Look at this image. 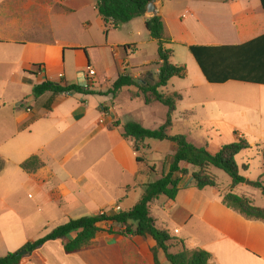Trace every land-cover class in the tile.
Here are the masks:
<instances>
[{
    "label": "crops",
    "instance_id": "crops-1",
    "mask_svg": "<svg viewBox=\"0 0 264 264\" xmlns=\"http://www.w3.org/2000/svg\"><path fill=\"white\" fill-rule=\"evenodd\" d=\"M155 15L164 23L167 48L173 51L171 62L187 67L184 79L174 78L163 89L182 94L176 112L196 123L198 131L222 127L238 132L251 145L245 152L262 159L264 0H157ZM155 15L146 13L116 31L99 15L97 0H0V159L5 162L0 172V256L70 220L103 211L115 215L117 206L121 212L131 210L143 187L153 183L149 178L153 175L157 181L168 172L175 144L158 168L148 160L139 164L138 157L144 158L141 151L136 152L134 142L124 137L127 122L158 129L168 108L133 99L137 91L133 88H126L125 103L124 90L107 95L119 73L128 72L143 83L157 81L158 43L146 27ZM128 46L135 48L133 55L126 53ZM191 48L199 50L213 77L237 74L247 81L210 83ZM88 68L96 72L94 79L87 78ZM45 82L75 84L94 95L35 97L34 87ZM214 86L225 87L226 92L220 98L197 97L200 90ZM25 99L31 113L21 108ZM186 100L191 103L184 104ZM197 107L216 117L196 122ZM152 146L147 140L142 148ZM250 155L245 160L255 159ZM34 156L44 166L35 173L22 170L21 164ZM262 163L259 180L264 182ZM191 175L182 178L174 200L161 197L151 204L157 227L188 250L209 252V264H264V221L247 220L228 209L223 195L229 189L200 190ZM239 195L259 207L256 195ZM127 201L131 204L125 209L122 205ZM2 226L8 232L19 227L21 234L8 243ZM99 227L92 244L82 251L67 254L63 241H51L25 255L21 264H153L148 254L155 247L153 241L125 237L121 232L126 227L113 222ZM180 251L181 247L172 250ZM163 258L160 253L161 264H169Z\"/></svg>",
    "mask_w": 264,
    "mask_h": 264
},
{
    "label": "trees",
    "instance_id": "trees-1",
    "mask_svg": "<svg viewBox=\"0 0 264 264\" xmlns=\"http://www.w3.org/2000/svg\"><path fill=\"white\" fill-rule=\"evenodd\" d=\"M152 0H97V11L103 18L107 26L112 25L116 31H120L123 26L133 20L143 17ZM226 1V0H215ZM147 31L151 39L158 43V66L159 73L157 81L139 82L130 73H119V77L113 84L107 95L117 96L126 88L136 89L132 98H143L146 105L160 104L168 108V114L165 123L158 129L152 130L145 128L137 122H127L124 125V137L134 142L136 152H140L142 146L147 140L168 141L177 146L173 163L170 165L167 173L156 182L145 185L144 193L139 202L127 212H119L115 215H98L93 217H83L77 220H70L64 225L58 226L50 234L36 241L28 242L20 250L9 253L5 257H0V264H21L24 255L23 251L30 255L39 250L44 244L61 240L64 242V249L67 254L76 253L88 248L97 234L100 232L99 224L103 222H113L126 228L121 232L125 237H132L138 242L153 241L155 247L148 250L153 264H161L159 254L163 253V261L169 264H209L211 254L205 250H188L184 243L170 236L166 231L157 227V222L152 216L150 206L161 197L174 200L180 191L182 178L190 174L187 167L193 169L192 179L195 186L200 189L219 187L217 178L210 173L211 168H217L229 175L231 185L228 192L223 195V204L247 220L264 221V208L257 207L249 197L235 193V190L247 179L240 173L236 158L242 152L251 149V145L245 136L236 132L237 141L222 146L217 153H211L206 148H197L184 135H172L173 117L177 111L178 104L183 101L180 93H164L170 81L174 78L184 79L187 74V67L184 65H174L171 62L173 51L167 48L169 43L165 39V27L160 16H153L146 23ZM191 52L196 57L200 67L210 83L222 84L229 80L247 81L237 74L213 77L207 70L200 52L197 48H191ZM46 93L53 94H84L94 95L86 88L75 84H57L45 82L37 85L33 89L35 97H41ZM261 158L264 161V149L260 150ZM139 164H144L145 159L138 157ZM5 162L0 159V172L4 169ZM44 166L39 157L34 156L21 164L22 170L27 173H35ZM245 171L248 165L244 166ZM262 189L264 197V182L259 180L253 184ZM76 237L71 239V236ZM179 253H173L172 250L180 248Z\"/></svg>",
    "mask_w": 264,
    "mask_h": 264
},
{
    "label": "rangeland",
    "instance_id": "rangeland-1",
    "mask_svg": "<svg viewBox=\"0 0 264 264\" xmlns=\"http://www.w3.org/2000/svg\"><path fill=\"white\" fill-rule=\"evenodd\" d=\"M100 58H102V60L104 59L102 55H100ZM106 65H107V60H106ZM212 88H213L212 90H200L197 94L198 95L197 97L202 98V99L210 98L211 96L220 98V96L226 92V88L222 86H214ZM235 90H236L235 93L238 91H241L242 94H246L244 92L248 93V91L245 89H235ZM128 91L129 89H124L125 93L121 97L122 103H125L126 92ZM187 103H191V100L190 101L186 100L184 104H187ZM161 108H166V107L162 106ZM194 113H195L194 119L196 120V122H199V121L202 122L205 119L216 117V116H210L205 109H202L199 107L196 108ZM195 124L196 123H188L187 121L183 119L182 115H180L179 112H176L174 116V124L171 129V134L186 136L187 139L197 148H206L209 146L210 148L209 151H211L212 153H216L214 151L217 150L218 148L220 149L224 145L234 143L237 141V136L235 134L236 132L227 131L226 129L222 127H218L216 131H212V132H208V130L198 131V130H195V126H194ZM148 143L153 144L152 148L151 149L147 147L142 148L140 155L143 156L145 160H148L151 165H157L158 168H162V165L169 154V150H170L169 146L172 143L168 141H157V140H148ZM247 154H251L250 156L255 157V159L251 161L245 160V156ZM236 162L239 167L241 175L245 177L247 181L245 184L240 185L235 190V193H238V194L247 193V195L254 194L256 195L257 205L259 207H264V197L260 195V192L262 191V189H259L253 185L254 183L259 181L260 176L263 174L262 159H260L259 157H257V155L253 153L243 152L237 156ZM245 165H248L247 171H245L244 169ZM189 170L191 174L193 169L191 168ZM210 173H212L217 178L218 184L221 187V189L228 191L232 183L229 175L225 173L224 171L217 169V168H211ZM141 178L143 179V181L146 180L145 177H141ZM149 181L154 182L156 181V178L152 175L149 178ZM130 204H131V201H127L122 206L123 208L127 209V207H129ZM2 227H3L2 228L3 236L5 237L8 243L10 242L12 238L18 237V235L21 234V230L19 227H17L13 232H8L6 229H4V226ZM54 229L46 230L42 234V237H45L46 235L50 234ZM8 254L6 253L2 254L0 257H5Z\"/></svg>",
    "mask_w": 264,
    "mask_h": 264
},
{
    "label": "built area",
    "instance_id": "built-area-1",
    "mask_svg": "<svg viewBox=\"0 0 264 264\" xmlns=\"http://www.w3.org/2000/svg\"><path fill=\"white\" fill-rule=\"evenodd\" d=\"M125 51L127 54L133 55L135 53V48H133L132 46H128V47H125ZM96 75L97 74L93 69L88 68V72H87V78L88 79H94ZM21 108L28 113L32 112V108L30 106V101L28 99H25L24 101H22ZM114 211L116 213H119V212H121V208L119 206H117L116 208H114ZM105 214L108 215V213L104 212V211L100 213V215H105Z\"/></svg>",
    "mask_w": 264,
    "mask_h": 264
},
{
    "label": "water",
    "instance_id": "water-1",
    "mask_svg": "<svg viewBox=\"0 0 264 264\" xmlns=\"http://www.w3.org/2000/svg\"><path fill=\"white\" fill-rule=\"evenodd\" d=\"M156 2H157V0H152L151 3L149 4L148 9H147V13L149 15H155L156 14ZM22 255H24V256L27 255V252L23 251Z\"/></svg>",
    "mask_w": 264,
    "mask_h": 264
}]
</instances>
